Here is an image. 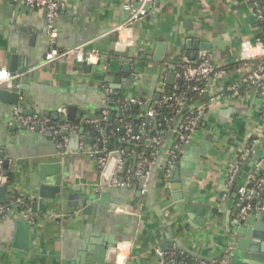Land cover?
<instances>
[{"label":"crops","instance_id":"crops-1","mask_svg":"<svg viewBox=\"0 0 264 264\" xmlns=\"http://www.w3.org/2000/svg\"><path fill=\"white\" fill-rule=\"evenodd\" d=\"M64 2L52 38L43 10L0 0V68L19 75L14 90L22 95L19 105L0 100V153L9 160L2 170H8L13 179L3 180L29 195L30 176L39 164L61 163L67 189L55 204L32 212L35 219L28 249L14 246L16 221L24 219L21 213L0 219V264H88L86 257L95 253L88 247L96 246L98 240L115 242L116 253H111L107 264H117L118 256H123V264H168L167 253L172 250L193 260L197 259L195 253L213 258L212 263L227 264L231 254L238 255L235 223L240 218L238 194L234 187H225L227 173L236 163L243 172L255 157V162L264 157V139L254 141L264 128V77L259 84L245 81L254 65L242 63L264 55L262 24L252 2L157 0L140 22L120 31L128 16L125 0ZM84 43L87 49L101 50L99 63L65 59L45 63L52 46L67 49ZM202 45L208 47L202 49ZM203 52L220 78L212 80L202 101L193 105L198 121L190 144L176 148L178 123L164 130L155 126L162 135L159 146L152 142V129L134 125L144 137L136 161V149L123 147L128 138L126 124L119 128L114 126L116 120L124 114L145 119L149 111L162 109L164 92L176 80L170 82L169 75L175 74L186 58L200 60ZM70 106L85 122L81 149L75 153L67 152L70 135L66 134V143L52 131L48 134L20 125L16 117V110L23 115L39 114L55 125L63 121L61 116ZM67 122L78 126L76 133L80 131V122ZM108 142L112 150L106 147ZM95 146L101 152L91 156ZM121 147L120 155L128 162V168L121 171L124 184L103 188L99 184L100 159ZM191 147L202 151L195 164L197 173L186 189L179 183L181 188L173 191L170 160ZM247 147L252 154L245 158ZM141 161L146 163L147 178L152 179L143 188L140 180L132 179L133 168ZM181 170L187 172L186 166ZM262 173L264 176V166ZM181 178L185 185L186 179ZM55 180V175L48 177L51 185ZM75 185L81 187L84 198L108 192L109 203L116 204L118 210L112 212L104 204L89 213L82 205L70 208L68 194L74 192ZM179 192L185 193L184 211L174 198Z\"/></svg>","mask_w":264,"mask_h":264},{"label":"built area","instance_id":"built-area-1","mask_svg":"<svg viewBox=\"0 0 264 264\" xmlns=\"http://www.w3.org/2000/svg\"><path fill=\"white\" fill-rule=\"evenodd\" d=\"M13 3L26 6L29 8H35L43 10L46 16L47 22V30L50 36L53 38L56 36L57 28L55 26V22L59 17L62 9L65 6L64 0H10ZM253 4L254 10L256 12L257 18L261 24H263V37H264V12L261 7L259 0H250ZM157 4V0H125V4L123 5L124 9L127 11L128 16L124 24L119 26L118 30L120 31L123 28L131 27L134 24L140 22L145 16H147L153 8H155ZM263 45L264 42L262 41ZM103 57V53L99 48H86V44H80L67 49H59L52 46L46 56L45 63L51 64L58 60H75L80 63L87 64H96L99 63ZM6 68V67H1ZM9 72V78L0 82V87L4 86L9 89H15L17 86V80L19 79V75L13 74L10 72L8 68H6ZM264 77V66H258L256 70H254L248 77H246L245 81H250L253 84H259V81ZM176 79L183 80H194L196 83L192 87L193 90L198 91L199 93L205 94L208 90L209 83L212 80H216L220 78V72L216 70V66L213 61L209 57H203L197 64H192L190 62L185 61L180 68H178L175 72ZM204 84V87L203 85ZM164 102H176L179 107L185 106L186 100L183 96H178L176 94H165L163 95ZM133 102H137V100H132ZM107 114V113H105ZM148 116H155L154 111H149ZM262 116L264 120V108L262 109ZM16 117L20 125L26 126L31 130H39L42 132H53L57 135L63 136L64 142H68L69 137L64 133V130H68L70 133H76L78 130V126L67 121L63 123H57L55 125H49L48 120L46 118L41 117L39 114H30L23 115L16 110ZM171 120L167 122L170 123ZM198 121V113L188 117L185 122H182L178 125L177 134L179 143L176 145L178 148L181 144L187 145L190 144L192 140L193 131ZM149 123L144 120L141 125L145 128ZM127 129V137L129 140L140 141L142 136L140 134H134L133 128L130 124H126ZM260 138L264 139V128L261 132V135L256 138L254 141L258 142ZM152 142L155 143L156 146H159L162 142V138H152ZM101 150L95 146L93 149L91 156L93 154L99 153ZM252 154L251 148L247 147L244 149L245 158L250 157ZM107 157H102L100 159L101 164V172L106 165ZM124 158H120L118 160L114 175L112 177L111 183L113 185L119 186L123 185L120 179L121 171L124 169ZM145 162L141 161L137 165L136 174L141 175L143 169L145 167ZM264 166V157L259 158L251 167V171L248 176V180L243 183L238 191V212L239 217L244 218L248 215L249 211L254 208L264 209V206L260 207L259 204L264 199L261 198V194L264 188V176H262ZM241 168L236 163L231 166L227 173V177L225 180V187L227 189L233 188L237 182L238 176L240 175ZM4 178L1 177V182H4ZM17 188L13 186H9V194L6 203L0 204V219L6 218L9 214L19 211L20 208H26L22 211L21 216L24 219L29 220L31 223L34 222V214L32 213L31 206L28 202L32 201L34 197L32 194H23L20 193L17 196H11V193H16ZM226 195V194H225ZM58 213H53L52 216H56ZM178 251L172 250L167 253V263L168 264H177ZM184 264H208L207 261L201 260L199 258L191 261L184 262Z\"/></svg>","mask_w":264,"mask_h":264},{"label":"water","instance_id":"water-1","mask_svg":"<svg viewBox=\"0 0 264 264\" xmlns=\"http://www.w3.org/2000/svg\"><path fill=\"white\" fill-rule=\"evenodd\" d=\"M206 47H208V45L201 46L202 49H205ZM206 56H208V54L206 52H203L200 55V60ZM185 60L192 64H197L200 61V60L192 61V60H189L188 58H186ZM174 78H175V74L173 73L170 74L168 77L170 82H172ZM110 79L111 78L108 77V81ZM20 93L21 92H18L17 90L9 89V88L2 86L0 87V100L4 103L19 105L21 96H22ZM57 116H59V114H57ZM61 117L63 121L68 120L71 122H80L82 126L78 133L72 134V135L70 134L68 130H64V133L69 134L71 138L69 142V148H67V152L75 153L76 151H79L81 149L82 142H81L80 134H82L84 131L85 122L76 116V109L74 106L68 107L67 114L62 115ZM112 117L113 115L110 116V118ZM145 118L155 119L153 117L148 116L147 114ZM121 129L123 131L125 128L122 127ZM50 133L51 132H48V134ZM133 133L139 134V128L134 127ZM87 143H89V140L87 141ZM99 145L103 147L104 144L99 143ZM105 145L109 149L112 148L111 142H108ZM61 149L65 150L66 147L62 146ZM121 149L122 147L118 151L112 152L110 155H108L106 165L104 166L101 172V177L99 181L100 186L103 188H106L107 186L111 184L112 177L114 175L118 160L121 158V155H120ZM127 151H130L129 148L127 149ZM198 152H202V151L194 147H191L189 148V150H185L183 154L178 153L176 158H172V160H170V169H169V172H171L170 188L173 191L181 188L179 184V183L183 184V179L181 178V176H184V179H186L184 180L185 185L181 184V186L184 189H186L187 185H190L191 178L196 172L195 164L198 159V155H199ZM139 153H140V147H137L136 153L134 154V158L136 161L138 159ZM146 154H149V151H147ZM76 158H79V155H76ZM256 159L257 157H255L252 162H249V164L245 165L243 168V172L240 173L237 179V182L234 186L236 195L238 194V191L242 185V180L248 177L249 171L253 165V162H255ZM185 161L187 162V164L183 163ZM137 165L138 164H135L133 168L134 173L132 175V179L140 180L142 182V188H143L144 185L148 182H151L152 179L150 177L147 178L148 169L146 168L143 169V172L141 175H137L135 173ZM183 165L186 166L187 172H183L181 170V166ZM8 166H9L8 158H6L5 154L0 153V204L6 203L8 194H9V184L6 182H1V177L2 178L9 177L8 170H2V168H7ZM127 168H128V162L125 161L124 169L122 170V172H124L125 169ZM50 175L56 176V180L53 185L48 183V177ZM120 180L124 182L123 177ZM29 181H30L29 184L32 190V192L31 190L29 192L34 197L31 203V210L33 213H37L38 209L41 211H44L48 205L55 204L59 199H62L67 193V189L65 188L63 184L64 182L62 179L61 163H57V164H52V163H47V162L40 163L37 168V172H33V174H31ZM179 181H182V182H179ZM73 190H74L73 193L68 194V198L72 200L68 203V206L70 208L71 207L78 208L82 205L83 211L85 213H89L92 211V209H96V207L99 204H104L110 207V210L112 212L115 210H118V208H116L117 207L116 204L114 205V204L109 203V199H108L109 193L108 192H104L102 194L98 193L94 196H89V197L84 198L81 192V187L79 185L73 186ZM150 192H151V189H150ZM184 195L185 193L183 192L182 193L179 192L178 194L176 193L174 195V198L177 200L178 204L181 206L182 211L185 210ZM261 196L264 198V192L262 193ZM151 199H153L152 193H151ZM259 206L260 207L264 206V201H261ZM123 211H125V209H123ZM16 226H17V232H16V238L14 240V246L17 248L28 249L29 241L31 237V228H32L31 222L27 219H18L16 221ZM235 226H237L236 233L239 234L238 243L236 245L237 247L236 254L238 253V255L236 257V255L233 256V254H231L230 257L232 258H230L229 256H226L227 259L230 258L227 264H264V209L254 208L250 210L246 217L239 218V220L235 223ZM96 244H97L96 246L92 245L88 247V250H91V251L95 250V253L92 256L86 257L88 264H107L111 256V253L112 252L116 253L115 252L116 251L115 242L100 243V240H98ZM163 249H165V244L163 245ZM225 252L226 250L224 251L222 255H225ZM193 255L196 258H199L207 262L213 261V258L208 257V256H203V255L195 254V253ZM82 257L84 258V254H82ZM85 262L86 260H84L83 263Z\"/></svg>","mask_w":264,"mask_h":264},{"label":"trees","instance_id":"trees-1","mask_svg":"<svg viewBox=\"0 0 264 264\" xmlns=\"http://www.w3.org/2000/svg\"><path fill=\"white\" fill-rule=\"evenodd\" d=\"M261 7L263 9L264 12V0H259ZM263 24H262V31H261V35H260V40L264 42V37H263ZM184 63V62H183ZM182 63V64H183ZM246 65H254V68L252 70V72L254 70H256L258 68V66H264V55L261 58L258 59H249L245 62ZM182 64L179 66V68L182 66ZM217 70V68H216ZM251 72V73H252ZM195 81L194 80H183V79H176L174 84H172L171 86L167 87L164 95L165 94H176L178 96H183V98H185L186 100V104L185 106L179 107L178 104H176V102L170 101V102H164L162 101V109H157L156 111H154L155 119H149V118H145V119H136L133 118L131 119L129 117L128 114H124L122 115V118H118L114 124V126H118L119 128L124 125V124H130L131 126H140L141 123L146 120L149 124L146 126L148 129H152V133H151V137H156V138H162L161 134L159 132H157V129L155 128V126H158V129L160 130H164V129H168L169 126L171 127L174 123L177 125L185 122L187 120L188 117H191L194 114H197V108L193 107V105L199 101H202L204 94L199 93L198 91L193 90V86L195 85ZM204 87V84H202ZM171 120L170 123H168L167 121ZM64 121H59L58 123H63ZM76 125V124H75ZM103 125H106L103 124ZM178 137V134H177ZM179 143V139H177L176 144ZM144 145V137H142V139L140 141H135V140H129L127 138V140H125V144H124V148H137L138 146L140 147V153L142 152V147ZM113 148H111L112 150ZM139 153V154H140ZM139 158V157H138ZM125 173H122V175H125ZM8 180L10 182H12V175L10 174L8 177ZM19 192L16 193H11V196H17L19 195ZM31 206V201L28 202ZM26 208H20L19 212L22 213V211H24ZM195 260V259H194ZM183 261L185 262H191L193 261L192 258L186 257L181 255L178 252V257H177V264H182ZM208 264H216V263H212V262H208Z\"/></svg>","mask_w":264,"mask_h":264},{"label":"clouds","instance_id":"clouds-1","mask_svg":"<svg viewBox=\"0 0 264 264\" xmlns=\"http://www.w3.org/2000/svg\"><path fill=\"white\" fill-rule=\"evenodd\" d=\"M9 75L10 74L6 68H0V82L7 80ZM118 247H123V245H118ZM117 264H123V256L117 257Z\"/></svg>","mask_w":264,"mask_h":264}]
</instances>
